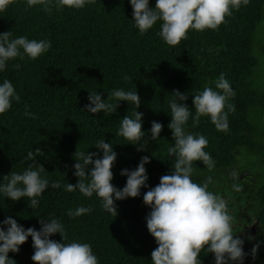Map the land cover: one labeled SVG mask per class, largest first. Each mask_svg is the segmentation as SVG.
Wrapping results in <instances>:
<instances>
[{"label":"trees","instance_id":"1","mask_svg":"<svg viewBox=\"0 0 264 264\" xmlns=\"http://www.w3.org/2000/svg\"><path fill=\"white\" fill-rule=\"evenodd\" d=\"M155 2L149 0V7L154 8ZM263 11L264 0H249L238 10L232 8L231 15L217 29H190L178 45L170 46L157 35L160 21L143 35L139 33L130 0H95L79 9H57L53 0L50 13L44 11L43 5L29 7L27 0H13L0 11V34L10 31V39L25 36L29 40H47L52 47L36 59L21 49L24 58L7 61L0 71V84L9 80L20 97L19 101L12 98L11 107L0 114V183L11 171L22 173L31 163L26 159L28 152L35 154V149L40 148L42 153L36 160L45 168L41 177L49 184L59 181L61 187L47 188L36 197L39 203L35 208L29 207L27 198L12 201L0 193V227L6 230L2 222L11 217L25 229L34 227L39 231L40 217L55 218L67 233L64 242L90 244L98 264H152L151 252L158 245L147 229L146 216L151 208L144 204L143 194L158 185L162 175L173 171L174 157L168 154V148L175 143L168 128L169 100L173 90H178L188 96L186 101H180L191 113L184 126L186 132L206 137L204 151L215 162L212 171L202 161L193 162L191 179L203 183L211 176L213 183L208 190L226 200L230 215L248 223L259 221L263 236L252 245L243 243V264H264V90L254 86L256 61L252 55V34ZM221 74L235 93L228 97L224 108L229 125L226 132L218 131L210 116H201L198 125L192 119L194 95L205 87L223 94L215 86ZM117 89L137 91L139 108L131 102L108 100V93ZM89 92L100 93L106 102L118 103L116 111L91 114L83 110L89 103ZM228 104L235 106L234 112L228 110ZM25 110L34 118L26 116ZM136 110L143 113L142 130L148 141L143 151L117 135L121 119L125 115L132 117ZM152 121L163 125L155 141L150 139ZM102 139L112 144L117 153L111 183L118 189L126 185L122 170H134L143 156L150 160L145 165L148 180L140 196L114 198L116 216L102 208L95 193L85 197L78 190H64L67 183L75 185L78 181L72 167L76 150L102 157L101 150L95 147ZM236 156L239 161L245 158L247 163L240 164L246 165L242 170L249 174L239 180L226 179L231 170L225 169L236 162ZM249 156L256 161H249ZM92 167L89 165L88 170ZM233 183L240 184L242 190L235 191ZM80 206L91 211L68 216L69 209ZM50 239L63 242L59 233ZM257 243L259 248L253 258L251 249ZM33 254L29 237L18 253L9 252L8 256L16 264H34ZM199 259L201 264H215L214 254L206 249Z\"/></svg>","mask_w":264,"mask_h":264},{"label":"clouds","instance_id":"2","mask_svg":"<svg viewBox=\"0 0 264 264\" xmlns=\"http://www.w3.org/2000/svg\"><path fill=\"white\" fill-rule=\"evenodd\" d=\"M13 0H0V11H4ZM57 9L67 6L69 8H83L86 3H94L95 0H54ZM247 5L249 0H156L155 7H149V0H130L133 10V21L139 33L143 35L158 21L161 22L160 31L157 33L163 41L176 46L187 37L190 29L203 31L205 29H217L225 22L226 16L231 15V9H239L241 4ZM43 5L44 11L50 13L53 0H27L29 7ZM12 33L6 31L0 34V71L6 67V62L17 57L23 59L20 50L31 59H36L51 47L47 40H29L25 36L10 39ZM15 67L19 69L20 65ZM129 77H125L128 80ZM215 86L222 90L223 94L214 91L211 87H205L202 92L194 95L192 101L195 109L193 124L198 125L201 116H210L211 122L218 131H227L228 114L224 111L226 100L235 93L229 82L221 74L216 80ZM172 99L169 100L171 110V122L168 128L172 131L174 146L168 148V154L174 157L172 161L173 171L160 177L158 185L150 188L143 194V202L151 208L146 216L147 229L154 237L158 245L151 252L152 264H201L199 255L202 250L214 254L215 264H229V261H238L243 264L244 256L242 245L244 240L236 237L233 231L235 218L229 214L226 200L219 194L209 191V185L213 183L211 176L204 179L203 183L193 182V162L202 161L209 171H212L215 162L210 154L204 151L208 140L202 134L194 135L186 132L185 124L190 116V109L180 101H186L188 96L178 90H173ZM16 95L13 84L5 79L0 84V114L5 113L11 107V100ZM131 102L139 108L141 100L137 91L113 90L108 93V100ZM89 103L83 110L88 113H111L116 111L118 103L106 102L98 92H89ZM179 101V102H178ZM230 112L235 111V106L228 104ZM26 116L33 114L25 110ZM134 117V118H133ZM143 113L135 111L132 117L125 115L121 119L117 135L131 141L133 145H139L138 151L146 150L148 141L144 140L145 132L142 130ZM34 118V117H33ZM163 125L152 121L150 139L159 138ZM95 147L102 152H81L76 150L74 159L76 163L74 175L78 178L75 185L67 183L64 190L67 192L79 191L85 197H92L95 193L101 200V206L107 212L117 215L115 200H124L128 197L136 198L141 194V188L146 186L148 176L145 165L150 162L148 156H143L134 170L124 169L122 176H126V185L122 189L115 187L112 167L117 159V153L112 144L105 139L99 140ZM40 148L29 151L26 159L31 161L22 173L11 171L3 176L0 183V193L12 201L27 198L29 207L35 208L40 196L49 187L58 189L59 181L42 178L45 171L43 165L37 162L36 156L41 154ZM239 154L237 149L235 155ZM93 157H98L93 159ZM231 163L225 171L231 170L230 176L239 180L240 176L248 175V171L242 170L239 176L238 162ZM92 165L91 170L88 166ZM252 176V174H251ZM242 177V178H243ZM233 189L237 192L242 186L233 183ZM255 189V187H254ZM87 207H77L68 210L69 217H78L90 212ZM40 230L34 227L25 229L11 217L3 220L6 230L0 227V264H16L10 259L9 252L18 253L19 247L29 237L32 239L34 254L31 256L34 264H98L97 257L93 254L88 243L70 242L63 224L55 219L40 217ZM59 233L63 242H57L50 237ZM249 240L254 237L249 236ZM259 243L251 249V255L255 258Z\"/></svg>","mask_w":264,"mask_h":264},{"label":"rangeland","instance_id":"3","mask_svg":"<svg viewBox=\"0 0 264 264\" xmlns=\"http://www.w3.org/2000/svg\"><path fill=\"white\" fill-rule=\"evenodd\" d=\"M252 55L256 61V66L254 68V86L260 88L259 91H261V89L264 90V11L262 19L257 23L252 34ZM248 160L256 161V159L252 156H249ZM241 161L242 163H247L245 158H242ZM241 161L238 162L239 170L246 167V165L240 164ZM225 178L231 180V176L229 175H225ZM254 243H256V241ZM242 249L244 250V248Z\"/></svg>","mask_w":264,"mask_h":264},{"label":"flooded vegetation","instance_id":"4","mask_svg":"<svg viewBox=\"0 0 264 264\" xmlns=\"http://www.w3.org/2000/svg\"><path fill=\"white\" fill-rule=\"evenodd\" d=\"M249 174V172H247ZM261 225L259 221L253 220L252 222H247L246 219L243 221L242 219L235 218L233 224V231L235 233L234 238L239 237L241 239H245L244 243L246 245H252L255 241L261 238L263 233L259 232ZM254 237V239L249 240L248 237ZM242 248L246 249L245 246L242 245Z\"/></svg>","mask_w":264,"mask_h":264},{"label":"water","instance_id":"5","mask_svg":"<svg viewBox=\"0 0 264 264\" xmlns=\"http://www.w3.org/2000/svg\"><path fill=\"white\" fill-rule=\"evenodd\" d=\"M242 177H243V175L240 176V178H242Z\"/></svg>","mask_w":264,"mask_h":264}]
</instances>
